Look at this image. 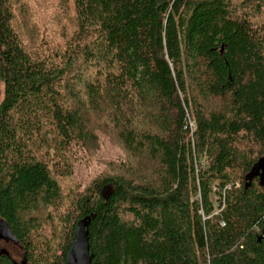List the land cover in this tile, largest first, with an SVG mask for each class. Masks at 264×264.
I'll use <instances>...</instances> for the list:
<instances>
[{
	"label": "trees",
	"instance_id": "obj_1",
	"mask_svg": "<svg viewBox=\"0 0 264 264\" xmlns=\"http://www.w3.org/2000/svg\"><path fill=\"white\" fill-rule=\"evenodd\" d=\"M0 82L26 264L87 217L92 264H264V0H0ZM97 131L124 159L80 192L67 149Z\"/></svg>",
	"mask_w": 264,
	"mask_h": 264
},
{
	"label": "rangeland",
	"instance_id": "obj_2",
	"mask_svg": "<svg viewBox=\"0 0 264 264\" xmlns=\"http://www.w3.org/2000/svg\"><path fill=\"white\" fill-rule=\"evenodd\" d=\"M2 82H0V99L2 97ZM97 142L88 147L72 142L67 149L73 161L74 173L72 182L82 191L88 181L111 168L110 162H119L124 154L117 144L107 135L97 131ZM75 187V188H76ZM0 251H6L18 262L22 261V250L12 241L0 239ZM59 253V252H58Z\"/></svg>",
	"mask_w": 264,
	"mask_h": 264
},
{
	"label": "water",
	"instance_id": "obj_3",
	"mask_svg": "<svg viewBox=\"0 0 264 264\" xmlns=\"http://www.w3.org/2000/svg\"><path fill=\"white\" fill-rule=\"evenodd\" d=\"M261 177H264V159L261 161ZM90 217L80 219L77 222V227L74 234V239L71 242L70 249L67 252L65 264H92V256L88 241V225ZM0 238L13 240L17 243L14 236L7 227L0 223ZM21 264H26V259L23 256Z\"/></svg>",
	"mask_w": 264,
	"mask_h": 264
},
{
	"label": "flooded vegetation",
	"instance_id": "obj_4",
	"mask_svg": "<svg viewBox=\"0 0 264 264\" xmlns=\"http://www.w3.org/2000/svg\"><path fill=\"white\" fill-rule=\"evenodd\" d=\"M0 239L6 240V241H12V242H14V243H15V245L19 246V245H18V243H16V242H15V241H13V240L6 239V238H0ZM20 248H21V247H20ZM4 252H6V251H4ZM22 256H23V252H22Z\"/></svg>",
	"mask_w": 264,
	"mask_h": 264
}]
</instances>
